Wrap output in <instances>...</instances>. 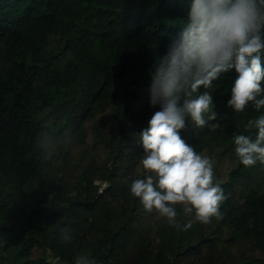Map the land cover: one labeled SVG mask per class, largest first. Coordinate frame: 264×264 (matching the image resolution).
<instances>
[{"label":"trees","instance_id":"obj_1","mask_svg":"<svg viewBox=\"0 0 264 264\" xmlns=\"http://www.w3.org/2000/svg\"><path fill=\"white\" fill-rule=\"evenodd\" d=\"M191 3L0 0V264H264V165L244 167L232 144L255 138L245 125L264 109L228 107L234 69L207 89L217 119L180 131L214 161L222 218L183 231L129 191L160 110L150 72Z\"/></svg>","mask_w":264,"mask_h":264},{"label":"clouds","instance_id":"obj_2","mask_svg":"<svg viewBox=\"0 0 264 264\" xmlns=\"http://www.w3.org/2000/svg\"><path fill=\"white\" fill-rule=\"evenodd\" d=\"M264 0H192L188 19L158 57L150 72L149 102L160 105L139 133L144 150L140 165L146 176L134 179L130 194L139 198L145 211L155 210L169 226L187 231L194 223L208 224L222 218L227 199L215 179L214 161L198 153L180 136L190 122L196 128L216 120L212 93L207 89L233 69L236 79L228 107L243 112L249 104L264 109ZM203 88L205 91H200ZM235 134L233 151L239 163L264 165V113L249 119L245 131ZM177 206L191 217L181 225ZM65 242L72 237L65 234ZM75 264H97L79 256Z\"/></svg>","mask_w":264,"mask_h":264}]
</instances>
